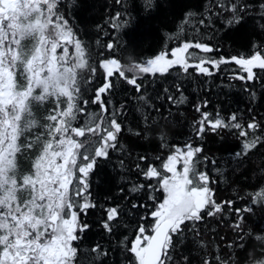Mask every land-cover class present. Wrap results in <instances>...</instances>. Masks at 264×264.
Returning a JSON list of instances; mask_svg holds the SVG:
<instances>
[{
  "label": "trees",
  "instance_id": "16d2710c",
  "mask_svg": "<svg viewBox=\"0 0 264 264\" xmlns=\"http://www.w3.org/2000/svg\"><path fill=\"white\" fill-rule=\"evenodd\" d=\"M54 11L67 20L88 60L87 67L77 70L78 104L84 107L83 101L88 103L73 127H80L88 113L100 109L92 101L96 89L105 82L101 60L118 59L125 77L135 76L141 85L137 92L117 73L110 78L113 87L101 94L109 114L119 113L117 121L122 131L117 147L109 149L107 158L97 159L87 178L84 195L96 207L84 212L77 209L79 222L87 228L83 232L78 229L79 239L73 241L77 248L74 264H136L122 244L130 248L140 226L145 228V235L153 233L151 213L166 198L159 178H146L144 172L149 166L160 170L174 149L187 143L202 148L194 162L199 161L198 172L208 175L213 199L218 204H231H223L214 215L207 214L212 208L208 206L201 212L200 221L181 225L182 235H173L166 264H264V196L259 195L264 193V70L255 68L253 80H241L238 77L247 73L231 60L248 59L256 51L264 55V0H56ZM187 13L194 15L186 17ZM234 16L239 17L238 22L229 23ZM113 24L120 27L114 29ZM189 41L213 48L210 53L197 49L189 52L228 62L219 68L206 64L210 75L193 69L183 73L178 66L163 75L130 69L134 62L154 58L162 51L170 53L181 42ZM30 42L28 38L21 41L25 52ZM109 42L115 45L111 52L106 48ZM21 72L18 65V86L24 83ZM65 99L60 98L61 110L66 107ZM56 105L54 97L31 102L36 124L23 131L17 141L20 150L15 156L14 174L18 182L34 172L43 141L49 138L43 125L48 123V115L55 114ZM204 113L207 120L198 135ZM232 115H236L246 136L239 135L240 129L213 130L209 124L217 118L227 124ZM249 123L258 127L248 129ZM256 137V147L243 151V142ZM139 185L144 187L133 191ZM17 196L23 203L30 193L22 190ZM113 207L119 215L109 222V232L103 225L107 209ZM97 245L100 252H107L106 256L91 251Z\"/></svg>",
  "mask_w": 264,
  "mask_h": 264
},
{
  "label": "snow or ice",
  "instance_id": "6c2138e0",
  "mask_svg": "<svg viewBox=\"0 0 264 264\" xmlns=\"http://www.w3.org/2000/svg\"><path fill=\"white\" fill-rule=\"evenodd\" d=\"M55 8L56 0H0V264H74L77 248L73 247V241L79 239L78 229L83 232L87 228L79 222L77 209L84 212L96 207L84 195L88 188L87 178L97 159L107 158L109 149L117 147V137L122 131L121 123L117 121L119 113L109 114L101 94L113 87L110 78L117 73L135 86L137 92L141 88L135 76L125 77V68L118 59L101 60L99 66L105 73V82L96 89L92 101L99 104L100 109L88 113L80 127H73L77 115H84L88 103L85 100L84 107L79 106L77 83V70L87 67L88 60L81 41L74 37L67 27V20L57 15ZM232 10L235 11V6ZM192 15L187 13L186 17ZM238 20L239 17L234 16L229 23ZM117 27L120 25L113 24L114 29ZM25 38L34 41L28 52L21 47ZM69 45H74L72 55ZM114 47L112 42L106 44L109 52ZM58 49H62L60 55H57ZM189 49L203 53L213 51L207 43L181 42L170 53L162 51L154 58L134 62L130 69L141 74L163 75L178 66L183 73L193 69L210 75L206 64L219 68L221 63L228 62L210 59L195 51L189 52ZM231 60L247 73L246 77H238L241 80H253L255 68L264 70V55L260 51L248 59L232 57ZM18 65L24 80L19 86L16 81ZM95 71L93 68V74ZM37 89L39 94L34 95ZM49 97L56 98L57 102L55 114L48 115V123L43 125L49 138L43 141L41 153L33 164V174L24 175L18 182L14 174L15 156L20 150L17 141L23 131L36 124L31 102H43ZM62 97L66 98L63 110L59 106ZM207 116V113L203 114L198 135L204 131ZM236 121V115H232L227 124L219 118L209 124L213 130L217 127L240 129L239 135L246 136L242 125ZM257 127L256 123L248 124V129ZM86 136L87 139H77ZM258 140V137L245 140L242 150L256 147ZM201 151L202 148L187 143L183 148L176 147L160 170L152 166L145 170L146 178H159V186L166 198L151 213L155 220L154 234L145 235V228L140 226L131 247L122 244V248L133 255L136 264H166L170 259L169 249L173 247V235H182L181 225L186 221H200L201 212L209 205L212 208L207 214L214 215L221 211L223 204H231V201L216 203L208 187V175L197 171L199 161L194 162V157ZM178 163L183 164L180 171H177ZM143 187L139 185L133 191ZM22 190L30 193V198L23 203L17 196ZM259 195L264 196V193ZM118 215L117 208L107 209L103 225L107 231L111 232L109 222L116 220ZM91 251L100 256L107 255V252H100L99 245Z\"/></svg>",
  "mask_w": 264,
  "mask_h": 264
},
{
  "label": "rangeland",
  "instance_id": "374dc122",
  "mask_svg": "<svg viewBox=\"0 0 264 264\" xmlns=\"http://www.w3.org/2000/svg\"><path fill=\"white\" fill-rule=\"evenodd\" d=\"M10 38V37H9ZM28 39H30V47H29V49L27 50V52L31 49V47H32V45H33V43H34V41L31 39V38H28ZM70 46L71 45H69V48H70ZM5 47H7V44H5ZM73 51H74V45L72 46V53H73ZM62 53V49H58L57 50V55H60ZM70 54V53H69ZM169 59H171L172 57L170 56V57H168ZM137 71V70H136ZM36 94H39V89H37L36 90V92L34 93V95H36ZM181 148H183V146L181 147ZM182 167H183V164L182 163H178L177 164V171H180L181 169H182ZM167 175L168 176H170L171 175V173H167ZM29 199V198H28ZM27 200V199H26ZM209 206H211V205H209Z\"/></svg>",
  "mask_w": 264,
  "mask_h": 264
},
{
  "label": "water",
  "instance_id": "95a60500",
  "mask_svg": "<svg viewBox=\"0 0 264 264\" xmlns=\"http://www.w3.org/2000/svg\"><path fill=\"white\" fill-rule=\"evenodd\" d=\"M152 234H154V233H152ZM152 234H151V235H152Z\"/></svg>",
  "mask_w": 264,
  "mask_h": 264
}]
</instances>
